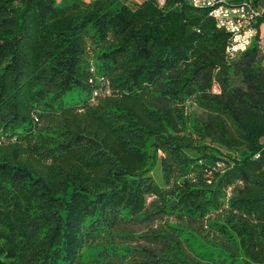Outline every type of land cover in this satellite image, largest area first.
I'll return each instance as SVG.
<instances>
[{"label":"trees","instance_id":"obj_1","mask_svg":"<svg viewBox=\"0 0 264 264\" xmlns=\"http://www.w3.org/2000/svg\"><path fill=\"white\" fill-rule=\"evenodd\" d=\"M159 1L0 0V264H214L206 226L264 264L259 32L230 58L209 9Z\"/></svg>","mask_w":264,"mask_h":264},{"label":"built area","instance_id":"obj_2","mask_svg":"<svg viewBox=\"0 0 264 264\" xmlns=\"http://www.w3.org/2000/svg\"><path fill=\"white\" fill-rule=\"evenodd\" d=\"M195 8L209 9V16L215 20L219 29L229 34L227 54L234 58L246 52L258 35V21L264 19V10H258L249 0H188ZM160 6L165 0L159 1ZM95 73L94 69H91ZM97 84L104 88L96 89L94 95L109 94V82L103 76H97ZM90 83H94L93 80ZM106 86V87H105ZM102 87V86H101ZM6 137L0 136V145Z\"/></svg>","mask_w":264,"mask_h":264},{"label":"rangeland","instance_id":"obj_3","mask_svg":"<svg viewBox=\"0 0 264 264\" xmlns=\"http://www.w3.org/2000/svg\"><path fill=\"white\" fill-rule=\"evenodd\" d=\"M58 2H61L62 0H57ZM86 3H89L94 0H82ZM262 46L264 47V28L262 31ZM91 69L95 70V74L97 73V67L98 63L96 61L92 62L90 64ZM89 95L87 93H81L78 91H73L68 93L59 103H57L58 107L61 106H72L74 104H82L86 100H88ZM224 153V149H222ZM148 151L152 152L151 147H148ZM150 175L154 176L155 180L163 186V182L161 181L160 172L155 168L150 172ZM209 222H220L218 220L217 213H213L212 217L208 218ZM221 225H225L223 222H221ZM206 233L205 236H201L195 232L186 231L184 233V237L188 240L190 249L192 253L195 256H199L203 258L206 261L212 262L214 264H219L223 261L229 262V264H242V258L235 259L233 258L229 253H227L223 247L217 243H215L213 239V235L215 233L214 230L211 228H208V226L205 227ZM227 230L231 233V230L227 228ZM209 235V236H208ZM5 241L3 233L0 232V243H3ZM104 252L107 253V250H101L100 248L97 249H89L84 253L85 260L91 261L98 259L100 255H102Z\"/></svg>","mask_w":264,"mask_h":264},{"label":"crops","instance_id":"obj_4","mask_svg":"<svg viewBox=\"0 0 264 264\" xmlns=\"http://www.w3.org/2000/svg\"><path fill=\"white\" fill-rule=\"evenodd\" d=\"M255 8H257L258 10H264V0H249ZM264 28V19L261 20L260 26L258 28V32H259V36L261 38V47L264 51V47L262 46V31Z\"/></svg>","mask_w":264,"mask_h":264}]
</instances>
